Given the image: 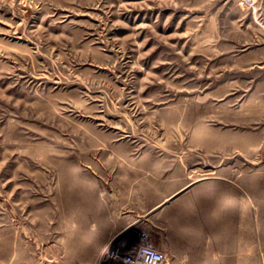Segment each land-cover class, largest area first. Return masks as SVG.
I'll list each match as a JSON object with an SVG mask.
<instances>
[{"label": "rangeland", "instance_id": "1", "mask_svg": "<svg viewBox=\"0 0 264 264\" xmlns=\"http://www.w3.org/2000/svg\"><path fill=\"white\" fill-rule=\"evenodd\" d=\"M141 236L264 264V0H0V264Z\"/></svg>", "mask_w": 264, "mask_h": 264}, {"label": "built area", "instance_id": "2", "mask_svg": "<svg viewBox=\"0 0 264 264\" xmlns=\"http://www.w3.org/2000/svg\"><path fill=\"white\" fill-rule=\"evenodd\" d=\"M106 257L108 264H166V254L156 248L147 237L141 236L137 242L125 250L111 249Z\"/></svg>", "mask_w": 264, "mask_h": 264}, {"label": "bare ground", "instance_id": "3", "mask_svg": "<svg viewBox=\"0 0 264 264\" xmlns=\"http://www.w3.org/2000/svg\"><path fill=\"white\" fill-rule=\"evenodd\" d=\"M169 200H170L169 198H166V199L163 200V203H166V202H168ZM241 209H244V207H242ZM103 255H104L105 257H107V255H109V252H104Z\"/></svg>", "mask_w": 264, "mask_h": 264}]
</instances>
